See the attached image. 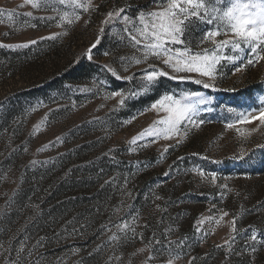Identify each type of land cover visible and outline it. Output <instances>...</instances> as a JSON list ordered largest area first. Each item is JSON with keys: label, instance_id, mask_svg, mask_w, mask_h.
I'll use <instances>...</instances> for the list:
<instances>
[{"label": "rangeland", "instance_id": "1", "mask_svg": "<svg viewBox=\"0 0 264 264\" xmlns=\"http://www.w3.org/2000/svg\"><path fill=\"white\" fill-rule=\"evenodd\" d=\"M90 3L87 11L75 9L80 19L68 25L60 17L71 18V6L34 9L25 0H0V45L12 46L0 47V264H264V231H255L253 242L249 229L264 226V125L227 128L237 112L264 104V61L239 72V62L222 61L215 87L206 89L194 82L198 73H173L133 47L128 33L135 34L139 12L157 10L152 0ZM213 28L194 23L186 44L199 50L202 34ZM54 33L61 35L48 39ZM149 65L191 78L163 77L147 94L127 99L141 91L139 74ZM117 90L126 94L123 106L110 96ZM184 92L207 101L194 127L185 123L172 138L130 145L145 129L163 127L156 122L168 114L150 109L155 100ZM245 244L256 251H242Z\"/></svg>", "mask_w": 264, "mask_h": 264}, {"label": "snow or ice", "instance_id": "2", "mask_svg": "<svg viewBox=\"0 0 264 264\" xmlns=\"http://www.w3.org/2000/svg\"><path fill=\"white\" fill-rule=\"evenodd\" d=\"M26 4L31 5L34 9H39L43 5L46 8H53V5L71 6L74 11L69 18V13L64 12L60 17L61 22L66 21L68 25H72L74 21H78L80 16L76 14L75 9H83L87 11L91 6L90 0L87 4L81 3V0H25ZM156 5L157 10L138 13L139 26H134V33H128L133 47L142 46L143 60L147 61L149 57H155L160 60L164 65L172 70L173 73H198L202 78H208V82L204 79H196V84H202L206 89L214 88V81L217 79L218 66L221 68L222 61H227L231 64L239 62V66L235 67V71H241L245 66H251L259 61H264V0H209L208 6L205 0H152ZM227 5L221 7L220 5ZM54 10V9H53ZM5 11L0 9V12ZM125 9L121 8L119 13L112 11L107 13L108 19L104 21L105 24L112 23L120 13ZM25 15L31 17L32 13ZM39 19L54 20L55 17H41ZM123 21L129 23V17L123 16ZM194 23H204L214 25L213 30H205L201 38L197 42L199 50L193 51L191 47L186 44V34L191 29ZM127 32V29H125ZM103 32V29H101ZM225 35L227 38L216 40V37ZM61 34L54 33L48 39H57ZM138 36L142 39H138ZM205 42L212 45V48H204ZM30 44H36L37 41L32 40ZM101 44V37L98 36L94 43L88 49L87 59L92 60V51ZM0 47H12L11 45H0ZM16 47H28V44L16 45ZM229 48L232 52L239 53L238 55H223L224 49ZM247 54H245V50ZM107 52L102 55H107ZM123 63L130 64L133 61L127 60L124 57L120 58ZM141 59H135V64H140ZM112 75L114 79H120L117 73L108 66H102ZM127 71V67L124 69ZM168 77L172 80H185L191 77L183 75H170L169 72L157 69L153 65H149L148 69L141 70L139 74L138 83L141 86V91H132L127 95V99H136L138 96L147 94L150 88L156 87L160 78ZM133 76L125 77L124 80L131 81ZM125 93L122 90L113 91L110 96L121 97L119 104H125ZM206 99L198 92H184L179 98L174 95H162L155 100L149 107L150 109H159L165 111L168 115L158 120L156 123L163 125V127H150L142 131L138 137H134L130 145H137L141 141L155 140L161 136L165 138H172L181 132V126L185 123L196 125V117L200 112V105L206 104ZM227 111H236L233 108H228ZM258 121L264 125V104L259 106L255 112H237L236 120L234 123H228L227 128H235L238 133L240 129L236 127L237 124H247ZM203 120H199V124H203ZM187 134L186 132L184 133ZM242 134V133H241ZM59 143V139L56 141ZM264 147V146H261ZM131 151H135L130 147ZM167 151V149H165ZM183 159V158H180ZM37 163V162H33ZM169 175V173H165ZM213 182L216 179V173H211ZM227 215V213H224ZM201 223L197 221V224ZM235 224V220L233 221ZM103 227H107L106 225ZM125 229L128 228L124 224ZM198 233L199 227L195 228ZM233 232L236 229L233 228ZM132 235L135 237V232L132 230ZM242 235V233H237ZM236 237H233L235 242ZM251 240L257 241L255 231L251 233ZM157 243H159L157 241ZM165 251L166 245L161 246ZM251 249L252 252L256 248L252 244H245L241 249L247 252ZM143 251V249H141ZM235 254V250H233ZM195 259V258H193ZM167 264H173L172 260H168Z\"/></svg>", "mask_w": 264, "mask_h": 264}, {"label": "trees", "instance_id": "3", "mask_svg": "<svg viewBox=\"0 0 264 264\" xmlns=\"http://www.w3.org/2000/svg\"><path fill=\"white\" fill-rule=\"evenodd\" d=\"M218 202V201H217ZM217 202H215V203H217ZM247 218V217H246ZM245 222H246V220H244ZM236 222H237V225L239 224V221H238V219L236 218ZM244 222V223H245ZM247 222H248V220H247ZM240 225V224H239ZM250 228V230L252 229L253 231H264V226L262 225L260 228H254L255 226L254 225H251V226H249ZM214 251V250H213Z\"/></svg>", "mask_w": 264, "mask_h": 264}]
</instances>
